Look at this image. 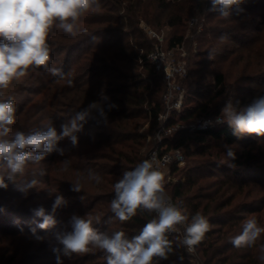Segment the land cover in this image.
<instances>
[{
  "label": "trees",
  "instance_id": "1",
  "mask_svg": "<svg viewBox=\"0 0 264 264\" xmlns=\"http://www.w3.org/2000/svg\"><path fill=\"white\" fill-rule=\"evenodd\" d=\"M99 3V9H90L79 18L75 35L67 34L55 26L49 32L47 37L51 57L49 68L59 69L64 78L53 76L43 67L31 68L38 73L35 80H41L40 90H33L36 96L31 103L40 101L34 104L26 119L30 120L29 133L44 129L49 124H52L59 133L61 124L66 123L75 112L90 102L103 101L106 111L108 104L117 106L108 111L107 126L103 123L97 124L96 120L92 119L84 124L83 130L77 133V147H73L68 139L61 141L60 146L65 149V155L60 156L54 152L46 156L44 160L47 161V165L42 167L45 172L42 181L49 187L45 196L53 202L58 194L67 200V206L56 211L58 219L62 220V213L69 214L63 223L68 225L73 214L79 216L88 214L93 219V227L100 232L124 231L133 236L138 234L155 214L138 211L131 220L119 221L110 207L115 195L113 185L124 171L134 169L146 159L145 154L141 152L146 136L138 131V118L149 119L152 129H156L157 116L163 110L161 94L164 88L163 78L154 72L147 59L152 40L147 39L143 43L135 38V34L140 31L139 16L149 22L156 21L158 25L163 22V26L177 30V33L172 35L167 33L169 45L182 42L186 45L189 73L196 75L198 90L202 89L204 92L199 91L202 99L194 105L187 106L185 101L184 112L178 116L181 120L201 115H217L220 113L219 107L222 102L225 104L228 98L232 99L230 89L227 88V72L223 70L225 62L237 53V50L231 49L230 43L241 45V49L243 47L249 51V46L261 40L258 33L249 36L253 32L263 31L264 20L256 24L255 19H249L247 15L250 9L244 2L233 6L232 17L227 19L233 23L226 25L222 19L215 25L211 24L214 20L212 17L219 15L218 12L208 11L211 8V0H99ZM121 9H125L126 12L121 21L123 24L127 23L129 34H134L132 37L136 40L122 45V51H114L116 53L112 56L108 53L113 52L121 43L113 38L123 31L121 29L115 33L107 25L115 22L112 14ZM192 19L194 23L186 35L180 28L184 27L186 30ZM221 36H227L228 39L222 41ZM96 41L98 43L91 46V51L85 52V62L76 63L73 54L86 44H94ZM194 44L197 46L196 50L193 48ZM204 46H207L206 52L212 51L211 54L218 58L213 63L218 69L211 71L210 84L207 83V64L198 59ZM138 47L146 49L140 53ZM128 51L131 54L126 53ZM259 55L260 52L256 59ZM243 56H239V59H243ZM130 64L139 65L142 71L127 73ZM243 77L249 82L255 76ZM68 80L73 81L72 86H68ZM235 82L238 83V90L237 93L234 92L233 101L239 100L241 90L239 79L237 78ZM209 92L213 94L209 96ZM255 94L264 95V88L258 89ZM204 95H207V98H204ZM37 96L39 100L36 99ZM104 97H107L106 101L103 100ZM216 100L218 103L213 109L210 104ZM176 116L174 114L173 118ZM251 136L237 138L229 126L222 123L218 127L195 132L180 131L166 139L170 145L181 147L186 156L193 157L191 166L173 168L178 181L168 187V193L176 203L182 204L189 215V220L196 213L208 219L210 229L196 245L204 264H259L255 248L259 249V245L264 243V234L250 248H235L230 242L231 238L242 231V222L246 215L259 211L258 207L253 205L255 201H236L251 182H260V178L249 181L242 177L244 170L252 172L253 167L260 162L258 158L260 154L257 151L262 149V145H257L256 139ZM225 144L241 146L235 151V160L227 159L228 166L220 165L215 159L219 158L221 148ZM65 160L69 161L68 170L62 171L61 161ZM89 169L100 174L101 183L97 185L83 179L82 191H72L71 182L86 177ZM217 170L223 171L222 178ZM184 176L185 179H181ZM261 201L264 205V197ZM101 202H107V206L99 205ZM256 220L261 224L259 218ZM69 228L67 230H71ZM169 239L173 242V252L169 254L167 260L154 258L153 264H180L183 261L180 259L183 257L181 246H176L180 237L169 234ZM68 259L69 262L65 264H107L106 253L98 249L73 254Z\"/></svg>",
  "mask_w": 264,
  "mask_h": 264
},
{
  "label": "clouds",
  "instance_id": "2",
  "mask_svg": "<svg viewBox=\"0 0 264 264\" xmlns=\"http://www.w3.org/2000/svg\"><path fill=\"white\" fill-rule=\"evenodd\" d=\"M244 0H211L210 12H218L220 16L229 18L233 6L242 4ZM99 0H0V90L6 89L14 80L28 74L30 68L43 67L53 76L63 79L64 74L56 68H49L50 48L47 43L49 32L55 26L65 33L75 35L79 18L90 9H99ZM220 39L227 40V36ZM72 86L73 81H67ZM2 95V92H0ZM104 101L107 97L103 98ZM117 107L104 102H90L75 112L66 123L61 124L60 131L52 125L25 134L13 132L12 125L16 119V105L12 99H0V189H7L9 184H16L25 194L35 188L38 181L33 179L25 183L17 180L25 174L29 163L39 164L46 156L57 153L65 155L60 142L68 139L73 147L78 146V135L88 120H96L97 124H109L108 111ZM217 123H226L237 138L245 135L264 136V95L256 96L247 105L241 106L239 101L228 100L217 117ZM11 137V138H9ZM229 160H235V151L230 145H224ZM64 171L68 170L69 161H63ZM161 163L155 157L145 159L134 169L124 171L113 185L114 198L110 207L115 217L121 221H129L138 211L155 212L138 232L129 236L124 231L100 232L93 227V219L86 214H73L68 222L71 230L61 228L53 233L58 247V264H62L61 256L70 258L73 254L98 249L106 253L107 264H153L154 258L167 260L173 252V242L169 234L183 229L182 239L177 247L183 246L189 253L201 242L209 231L208 219L200 213L191 216L182 204L173 203L165 191V175L160 170ZM41 175L44 173L41 172ZM86 179L100 184L102 177L89 169L86 177L72 183V191L81 192V181ZM51 194V192H49ZM83 199V197H82ZM62 195H56L51 213L43 207L33 210L42 222L30 229L37 241L43 242L46 236L37 233L39 228L44 233L56 228L57 209L67 206ZM264 227L258 225L254 218L244 221L239 235L231 238L235 248L253 247ZM182 260L183 257H180ZM258 260L264 262V243L259 245Z\"/></svg>",
  "mask_w": 264,
  "mask_h": 264
},
{
  "label": "rangeland",
  "instance_id": "3",
  "mask_svg": "<svg viewBox=\"0 0 264 264\" xmlns=\"http://www.w3.org/2000/svg\"><path fill=\"white\" fill-rule=\"evenodd\" d=\"M149 1V0H146ZM244 4L249 7L250 12L247 15L249 19H255L257 21L256 24L260 23V20H264V0H244ZM126 5V4H125ZM125 9H121L120 11L113 12V18L114 23H111L108 28L112 29V31H117L122 29V34L119 36H115L113 39L115 41H120L113 52L108 53L109 55H112L116 52L114 51H122V45H125L127 43H133L137 39L138 41H142L143 43L146 42L148 38L146 32L144 31L142 24H146L152 29L155 30H164L166 33L172 35L173 33H177V30H171L170 28H167L166 26H163V22L158 25L156 21L149 22L143 17L139 16V28L140 31L135 34L136 39L132 36L134 34H129L130 29L127 26V23L123 24L121 21V17L125 14ZM232 15V13H231ZM229 16V18H224L220 15L213 16L211 24L215 25L217 24L218 20L225 21L226 24L233 23L232 21H228L227 19H230L232 16ZM247 18V19H248ZM123 19V17H122ZM210 21V20H209ZM190 24L187 26V29L185 30L184 27L180 28V31H185L186 35L190 32ZM261 32V33H260ZM260 32H253L250 34L249 37L255 36L257 33L259 34V37H261V40L259 43L253 44L251 47L249 46V51L246 48L241 49V45H234L230 43L231 49L237 50L236 54H233L230 59L225 62L223 65V70L227 72V88L230 89V96H232V99L235 98L234 92L238 90V83H236V79H239V88L240 96L239 100H232L231 97L228 98V100H232L233 103L236 101H239V104L241 106L247 105L252 101L253 98L256 97V92L258 89L264 88V29ZM125 33V34H123ZM135 39V40H134ZM114 41V40H113ZM98 43V41L94 42V44L88 43L85 46L81 47L79 51H77L75 54H73V57L75 59L76 63H84L85 61V52L91 51V46H95ZM147 46V44H146ZM196 45L194 44L193 48ZM140 48V53L145 51V47ZM138 48H135L136 50ZM207 46H204L201 49L202 55L198 57L200 61H204L206 66V71L208 74V81L207 83H211V71L214 69H218V66L213 64L216 59L214 55H212V51L206 52ZM260 52L258 59H256V55ZM92 53V52H91ZM90 53V54H91ZM128 54H131L130 51L126 52ZM256 53V54H255ZM65 53L62 54L64 56ZM92 55V54H91ZM244 55L243 59H239V56ZM129 65V63H128ZM129 68L126 70L127 73H139L142 71V68L139 67L137 64H130L128 66ZM193 67V66H192ZM38 73L33 71L31 68L28 71V74L19 79L14 80L8 88L0 90L2 92V95H0V99H12L15 102L16 105V119L15 123L11 126L13 129V132L15 131H22L24 133H29L31 128L28 127L29 121L26 119L27 116L30 114V112L33 110V106L35 103L39 102L38 96L36 97L37 102L31 101L35 98V94L33 90H40L41 80H35V77ZM243 75H254V79L250 80L249 82L245 77L242 78ZM213 83V81H212ZM213 85V84H212ZM153 86V85H152ZM185 91H186V99L187 106L194 105L196 102H199L202 97L199 95L200 93H203L204 90H198V86L196 85V75L192 74L190 75L189 80L185 84ZM209 91V90H208ZM147 93V92H146ZM209 96H211L213 93L209 92ZM237 93V92H236ZM206 94V93H205ZM208 95V94H207ZM207 95H204V98H207ZM160 97V94L158 95ZM41 97V96H39ZM159 99V98H158ZM241 99V101H240ZM243 99V100H242ZM29 103V104H28ZM217 100L213 101L210 104V107L215 109ZM225 104H223L219 107L220 113L217 115H221V110ZM139 126L138 131L139 133H142L146 136L144 140V146L141 149V152H143L146 156L147 151L149 150V147L153 146V141L150 140V143L147 148V139L148 135H153L152 129V123L149 119H146L145 117L138 118ZM155 128V127H154ZM253 139H256L257 145H262V149L258 150L257 152L260 154L258 157L260 162L256 164L255 167H253L252 172H248L247 170H244V173L242 174V177L245 179H248L249 181L260 178L259 183L251 182L249 186L245 187L243 192L238 196L237 202H241L243 200H247L249 202H254L253 205L258 207L259 211L254 213H249L246 215V219L248 218H254V219H260L261 224H258L261 227H264V205L261 204V198L264 197V136H251ZM11 138V137H9ZM223 142V141H222ZM234 151L240 149L241 146H231ZM145 148V149H144ZM193 149V148H191ZM184 151V150H183ZM261 152V153H260ZM69 154V153H68ZM46 158V157H45ZM214 159V158H213ZM217 162L220 165L228 166V157L226 154V149L224 145L221 148V154L219 158H215ZM193 157L187 155L185 159V164L182 167L185 166H191ZM47 165L46 160H42L39 164H32L29 163L26 166L25 174L23 176H18L17 180L20 183H25L30 180H37L38 183L35 188H32L28 190V192L25 194L24 192L20 191L18 189V186L16 184H9L7 189H0V264H58L57 261V253L53 252V248L57 247V243L55 241V238L53 236V233L55 231L60 230L61 228H69L70 226L63 223V220L65 217H68L69 214L62 213L63 216L62 219H58L57 213L55 214V218L59 222L56 228L52 229L49 233H45L41 231L39 228H37V233L41 236H46V239L41 242L37 241L35 237L32 235L30 229L36 228L39 223L42 222L41 218L36 217L34 215L35 209H38L40 207H43L47 213H51L50 207H52V200L45 196L47 192L49 191V187L42 181L43 175H45L44 170L42 169L43 166ZM64 163L61 161V170L64 171ZM218 175L221 176L223 171L217 170ZM43 172L44 174L41 175L40 173ZM178 178V177H177ZM181 179H185V176ZM250 193V194H249ZM246 194H249V196H246ZM3 205V206H2ZM99 205L105 207L107 206V202H101ZM18 211H21L18 213ZM17 212V213H16ZM23 213V214H22ZM242 224L244 223V221ZM61 223V224H60ZM61 226H60V225ZM70 229V228H69ZM263 235V234H262ZM255 251L258 252L257 258L259 255V249L258 247L255 248ZM62 264H65V262H69V259L66 257L61 256ZM259 261V260H258ZM259 264H264V262L259 261Z\"/></svg>",
  "mask_w": 264,
  "mask_h": 264
},
{
  "label": "built area",
  "instance_id": "4",
  "mask_svg": "<svg viewBox=\"0 0 264 264\" xmlns=\"http://www.w3.org/2000/svg\"><path fill=\"white\" fill-rule=\"evenodd\" d=\"M194 19L190 21V26ZM148 38L152 40V46L147 59L152 65L154 72L161 76L164 81V88L161 94L163 110L157 116V127L153 135H148L146 147L150 140L153 146L149 147L146 153V159H151L154 155L160 161V170L165 175V191L171 197L172 202L176 201L168 193V187L177 182L178 178L173 173L174 167H182L185 164L186 155L181 147L170 145L166 140L171 138L175 133L180 131L195 132L198 130L215 128L222 123H217V117L220 115H201L194 116L187 120L178 118L185 109L186 91L185 84L190 78L188 66V50L185 43H176L169 45L167 33L164 30H155L142 24ZM197 46L194 47V50ZM174 114L177 116L173 118ZM151 115V111H150ZM144 148V149H145ZM155 216L157 215L154 212ZM190 222V220H189ZM183 229L179 232L170 233L182 239ZM183 261L180 264H204L200 258L197 247L195 251L189 253L181 246Z\"/></svg>",
  "mask_w": 264,
  "mask_h": 264
}]
</instances>
